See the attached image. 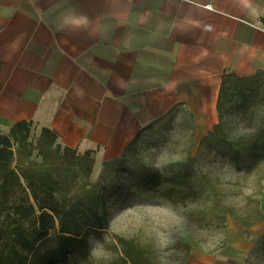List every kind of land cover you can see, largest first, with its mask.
Listing matches in <instances>:
<instances>
[{"label":"crops","instance_id":"0c3cea01","mask_svg":"<svg viewBox=\"0 0 264 264\" xmlns=\"http://www.w3.org/2000/svg\"><path fill=\"white\" fill-rule=\"evenodd\" d=\"M71 7L94 18L97 36L58 30ZM259 72L264 0H0V132L26 120L30 140L48 128L62 148H96L103 162L171 117L205 134L225 76ZM229 228L219 253L193 250L188 263L264 264L257 239Z\"/></svg>","mask_w":264,"mask_h":264},{"label":"rangeland","instance_id":"374dc122","mask_svg":"<svg viewBox=\"0 0 264 264\" xmlns=\"http://www.w3.org/2000/svg\"><path fill=\"white\" fill-rule=\"evenodd\" d=\"M220 94L219 124L205 134L187 118L176 116L145 127L138 143L115 159L103 162L96 148L76 149L65 157L55 170L63 180L57 198L92 207L91 200L100 202L109 219L107 227L92 235L96 257L88 252L80 262L69 264H118L120 238L143 246L151 264H199L188 263L190 254L193 250L203 251V257L219 253L227 244L230 222L244 239L258 241L264 232L260 223L264 202L262 215L249 225L231 214L222 219L226 207L246 217L253 204L246 202L250 190L237 182L241 176L231 159L234 152L222 156L214 148L239 141L264 125V82L229 75ZM31 141L36 143L35 138ZM19 149L16 143V152ZM37 153L35 149L32 160L41 163ZM49 155L56 160L53 151ZM19 162L13 165L19 168ZM258 224L260 228H255Z\"/></svg>","mask_w":264,"mask_h":264},{"label":"trees","instance_id":"16d2710c","mask_svg":"<svg viewBox=\"0 0 264 264\" xmlns=\"http://www.w3.org/2000/svg\"><path fill=\"white\" fill-rule=\"evenodd\" d=\"M229 75L242 80L264 79V72L245 78L231 73L225 78ZM224 84L225 79L221 89ZM219 102L220 96L218 107ZM218 124L217 122L216 125ZM31 127L32 123L24 120L17 122L9 134L0 132V264H69L71 261L78 263L89 252L88 238L98 229L109 225L108 213L99 208L100 202L97 204L91 200L92 207L87 202L68 204L57 198V191L63 186V180L55 170L58 166L61 167L65 157L75 150L62 148L57 144V135L48 128L43 129L34 143L30 140ZM141 135L142 131L124 154L138 143ZM246 136L228 144L219 143L214 148L222 156L227 152H234L235 156L231 159L236 162L241 176L237 182L250 190L246 202L253 204V207L246 213V217L234 215L227 207L222 215L223 221L231 214L243 225H249L262 215L264 125ZM16 143L20 147L19 150H28L26 158L29 157L26 162L17 161L19 168L13 165L16 153L19 154V150L16 152L14 148ZM35 149L38 151L37 155L42 157L41 163L32 160ZM52 151L56 155L55 161L49 155ZM119 240L122 246V261L118 264H151L143 246L132 239ZM257 242H260L259 250L264 254V233ZM257 247L254 249L258 250Z\"/></svg>","mask_w":264,"mask_h":264},{"label":"clouds","instance_id":"9594fccd","mask_svg":"<svg viewBox=\"0 0 264 264\" xmlns=\"http://www.w3.org/2000/svg\"><path fill=\"white\" fill-rule=\"evenodd\" d=\"M94 18L89 16L88 14L77 10L75 7H71L65 10L61 15V19L59 21L58 30L66 31L71 28L74 30H85L88 32L90 37H94L98 35V28L93 27ZM92 29L89 31V29ZM88 251L90 257H96L97 253V242L94 240V237L90 236L88 238Z\"/></svg>","mask_w":264,"mask_h":264},{"label":"built area","instance_id":"2783aa9c","mask_svg":"<svg viewBox=\"0 0 264 264\" xmlns=\"http://www.w3.org/2000/svg\"><path fill=\"white\" fill-rule=\"evenodd\" d=\"M207 6H208V7H211V5H210V4H208Z\"/></svg>","mask_w":264,"mask_h":264}]
</instances>
